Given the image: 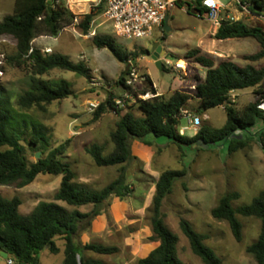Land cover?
<instances>
[{"label": "trees", "instance_id": "1", "mask_svg": "<svg viewBox=\"0 0 264 264\" xmlns=\"http://www.w3.org/2000/svg\"><path fill=\"white\" fill-rule=\"evenodd\" d=\"M204 0H180L179 8H186L188 14L204 17L208 10L203 6ZM251 12L264 16V0H252ZM103 12V6L83 16L78 22L75 15L65 5V0H15L13 13L0 22V37H11L16 42V54L8 60L18 68L29 67L31 83L29 89L19 98L21 111L38 108L42 111L53 102L62 101L74 94L72 84L66 80L52 85L44 77L54 70L72 72L83 78H90V69L85 63H74L61 53L45 54L34 47V41L40 36L58 37L69 27L77 26L83 35L88 36L95 18ZM164 40L167 38V31ZM218 40L253 39L258 43L255 53L246 55V64L241 65L232 58L219 59L205 53L200 48L187 52L185 59L206 70V78L199 82L193 93L175 91L170 96L158 95L151 78L143 74V86L132 89L126 85L128 69L119 79L117 86L126 94L136 99V108L125 111L110 93L107 100L100 105L95 121L107 112L115 111L120 117L116 128L110 134L113 144L112 152L107 154L105 144H94L86 149L88 155L98 167H118V176L100 190L91 189L76 182L73 166L64 161L66 145L51 147L42 125L28 117V113H18L10 97L0 92V186L17 185L20 188L31 185L40 174L62 176L60 188L55 194V201L40 202L29 215L20 212L22 199L18 196L8 199L0 195V253L9 255L15 264H42L40 253L45 249L52 254H59L58 239L65 241L64 260L62 264H99L85 257L91 251L100 255L111 256L120 251L115 246L87 244L81 246L80 236L87 232L92 222L106 212L110 199L117 197L125 200L132 194L128 183V167L138 161L133 155L132 145L139 141L151 146L150 136L165 137L176 144L181 151L184 147L202 148V144L219 145L230 143V152L244 150L249 142L256 141L264 154V114L258 110V103L264 100V28L249 26L243 21H234L222 17L221 25L215 34ZM94 44L106 48L120 62L129 66V61L136 62L137 53L129 52L111 35H94ZM149 50L143 55L149 56ZM163 70L166 67L163 65ZM253 89L255 101L242 108L229 102L232 92ZM153 95L143 100L139 95ZM193 99H197L196 112L204 115L208 111L224 107L227 121L221 128L204 125L193 137L181 135L178 129L184 110L189 108ZM261 126H258V124ZM258 131V132H255ZM29 134L30 146L41 151L45 156L35 163H30L22 142ZM187 170H166L155 182V194L149 209L152 236L151 242L157 247L150 251L137 264H186L178 253L179 237L165 222L164 202L172 194L177 180L187 176ZM238 193L222 196L212 216L220 221H227L237 241H242L243 225L238 216L254 217L261 221L259 238L247 247V253L253 256L257 264H264V190L253 199L251 204L239 208L233 202L239 199ZM57 202H64L75 209L69 210ZM92 206V210L83 213L81 207ZM181 229L188 238L192 251L204 264H225L216 253L206 245L207 237L194 230L192 225L182 219Z\"/></svg>", "mask_w": 264, "mask_h": 264}, {"label": "rangeland", "instance_id": "2", "mask_svg": "<svg viewBox=\"0 0 264 264\" xmlns=\"http://www.w3.org/2000/svg\"><path fill=\"white\" fill-rule=\"evenodd\" d=\"M106 2L107 0H65L66 7L78 16V22H81L83 16L89 14L93 8L98 11L103 6V12L93 21L92 30L88 36L83 35L79 27L72 26L61 32L58 37L40 36L35 39L34 47L40 48L42 51L51 48L52 53L66 55L74 63L83 62L91 73L90 78H83L72 72L54 70L45 76L44 79L53 86L61 80L70 82L74 91L72 96L62 101L53 102L47 106L45 111L34 108L23 112L19 108L17 104L19 98L30 87V69L27 66L18 68L10 63L8 59L16 54V42L11 37H0V92L11 98L12 105L18 113H28L31 120L42 125L50 138L52 148L66 145L64 161L73 166L77 177L76 182L96 190L104 188L115 180L118 176V167H98L91 156L87 154L86 149L94 144H105L107 154L111 153L113 144L110 134L115 130L120 117L115 111H111L95 121L97 111L93 113L88 111V101L98 99L103 104L110 93H113L118 100L122 101L121 109H124L122 114L131 109L137 116H140V113L135 107L136 99L127 96L123 89L117 86L123 72L129 67L117 60L110 50L98 48L94 44L93 37L94 35H111L129 52L137 53L139 58L134 62V65L140 71L142 81L140 86H143L142 75L145 72L146 62L140 58L144 50L152 52L154 43L160 39L163 40L165 36L164 28L155 32L151 38L143 40L117 38L114 35L113 27L104 16ZM221 2L224 5L232 3L229 8L222 11L223 18L243 21L249 26L264 28V16L253 14L251 11L245 13L235 0H221ZM14 3L15 0H0V22L7 15L13 13ZM172 10L178 26L172 27L173 29L170 26L173 39L169 47L177 54L169 55L167 60L172 65L182 61L187 68L180 72L165 66L166 70H161L156 63L150 60L148 67L151 79L162 93L168 92L174 87L180 77L187 80L186 74L193 73L196 77L204 75V68L198 66V70H194L195 64L185 59L189 49L195 47L197 43L194 40L184 45L185 37L198 33V40L203 45L210 44V37H212L210 33L213 25L207 17L206 20L199 18L205 20L199 22L187 14L186 8H184L185 12L178 6ZM167 34L166 39L169 37V32ZM234 43L237 45L235 60L241 65L246 64L244 58L246 55L258 50V43L253 39L238 40ZM213 56L217 61L224 59L221 58L222 56ZM257 64L264 65V61ZM170 95L167 93L164 96ZM254 101V93L248 90L242 92L240 98H237L236 107L242 108ZM194 114L202 120L199 129L204 125L221 128L226 122V113L222 108L212 109L208 121L204 120L203 115ZM258 126L261 124L259 123ZM183 128H189L185 132V136H194L195 131L190 127L188 118L180 119L178 129ZM148 139L152 145L147 148L154 152L151 158L153 167L142 165L139 162H132L129 165L128 183L131 185L132 194L125 200H121L126 218L119 220L118 223L116 219L114 220L108 215L111 205L118 199L112 197L105 212L109 217L111 229L96 236L92 229L93 225H91L87 232L81 234V236L88 235L90 243L119 247L120 251L111 256L87 251L85 257L99 264H137L139 259L144 258L154 244L157 245L149 240L148 234H152L149 209L155 194L158 173L166 170L186 169L187 176L176 181L172 194L164 202L165 222L179 237L180 259L186 264H204L201 258L192 251L190 242L181 229L180 223L184 219L192 225L195 231L207 237L206 245L225 264H257L255 258L247 253V247L259 238L261 221L254 217L239 215L238 218L243 225V238L242 241H237L229 223L217 220L212 216V209L217 206L222 196L228 193H238L240 197L233 202V206L239 208L251 204L253 199L264 190V155L257 142L251 141L244 150L234 153L230 152L229 142L202 148L184 147L178 158L175 155L177 146L169 144L170 141L167 138L150 136ZM29 141L28 134L22 144L29 162L35 163L45 158L46 155L30 146ZM8 148L7 146L0 147L1 150ZM159 148L163 150V153L157 150ZM38 153H41L40 159L37 157ZM61 182L62 176L40 174L31 185L24 188H20L16 184L0 186V195L8 199L20 197L22 199L20 212L23 215H29L40 202L55 201V194L60 188ZM62 204L66 209H75L66 203ZM92 208L90 205L81 207L79 210L87 213ZM99 219L102 220V217L98 216L92 224ZM58 240V245L61 247L63 241L62 239ZM81 246H83L82 243ZM40 259L42 264H60L64 259V250L61 249L59 254H52L50 250L45 249L40 253ZM0 264H8V259L0 256Z\"/></svg>", "mask_w": 264, "mask_h": 264}, {"label": "built area", "instance_id": "3", "mask_svg": "<svg viewBox=\"0 0 264 264\" xmlns=\"http://www.w3.org/2000/svg\"><path fill=\"white\" fill-rule=\"evenodd\" d=\"M178 1L179 0H107L104 16L106 21L113 27L114 35L117 38L126 40H143L152 37L156 30H162L165 28V21L169 16L170 11L177 7ZM235 1L245 13H249L251 11L252 0ZM231 5L232 3L224 5L221 0L203 1V6L208 10L205 16L215 27H219L221 25L222 11L229 8ZM43 52L45 54H51L52 49L46 48ZM164 66H169L180 72L186 70L187 68L186 64L182 61H178L175 65H172L170 61H166ZM128 67L126 85L132 89H137L142 83L140 71L137 67H135L132 60L129 61ZM127 96L134 98L129 94H127ZM138 97L140 99L147 100L152 98L153 95L151 96V94H146L139 95ZM229 102H237L235 92L230 94ZM116 103L121 108L122 101L117 100ZM100 105L101 103L98 99H91L87 103L88 111L93 113L98 110ZM257 107L258 110L264 114V100L260 101ZM201 122L202 120L199 116H192L190 125L196 132H198ZM186 130L187 129H181L180 134L185 135ZM262 130L264 137V128ZM8 264H14L13 260L8 259Z\"/></svg>", "mask_w": 264, "mask_h": 264}, {"label": "crops", "instance_id": "4", "mask_svg": "<svg viewBox=\"0 0 264 264\" xmlns=\"http://www.w3.org/2000/svg\"><path fill=\"white\" fill-rule=\"evenodd\" d=\"M180 9L182 11H184V8H180ZM187 14H188V12H187ZM188 15H190V14H188ZM190 16H193L195 19L199 20V22H203V21L206 20V16H204V17H200V16H196V15H190ZM169 17H170V19H169V26H171V28L172 27L173 28L177 27L178 26V23L175 20V15H174V11L173 10L169 13ZM199 18H205V20H202V19H199ZM212 25H213V23H212ZM172 29H171V31H172ZM217 29H218V27H215L213 25V28H212L211 33H210L211 36H212V37H210V42H211L210 44H208V43H206V45L201 44L200 40H198V36H197L198 33H195V35L194 34H191L189 36H186L185 39H184V41H183V44L185 45L187 43H191V41L196 40L197 41L196 46L193 47V48H200L205 53L210 54L212 56L215 55V56H218V57L219 56L220 57L222 56L221 58H232L234 61H236L235 60V58H236L235 57V54H236V51H237V48H236L237 45L234 42H237L238 40L236 41V40H218V39H216L215 38V34L217 32ZM157 31H161V30H156L155 32H157ZM171 31L169 32L168 39H165V40L163 39L164 41L160 39V40L156 41L154 43V45H153V46H155L156 44H160L162 46L163 51L166 54V56L162 58L163 65H165L166 61H168L167 58L169 57V55L177 54V52L173 51L172 48L169 47V45L171 43V40L173 39L172 34H171ZM205 36H207V34H205ZM203 38H204V33H203ZM193 48H190L189 51L191 49H193ZM170 53H173V54H170ZM141 59L146 62L145 63L146 66L144 68L145 69V72L143 74H147L151 78L150 73H149V67H148L149 61L152 60L151 57H148L146 55H142V57L140 58V60ZM237 63H239V62H237ZM194 70H198V65L195 64ZM185 77H188V79L187 80H183V78L180 77L179 81H177V83L175 84V86L172 87L168 92L162 93L161 90H159L158 87H156L154 85V83H153V85L156 88V90L158 92V95H165L167 93L168 94H172L175 91H182V92H187V93H193L194 90H195V88H196V86H197V84L199 82H203L205 80V78H206V70L204 72V75H201L200 77H196L195 75H193V73L186 74ZM248 90H251L252 92L254 91L253 89H248ZM248 90L236 91L235 92V95L237 96V98L238 97L240 98L241 93L242 92H245V91H248ZM197 106H198L197 99H193L191 101V103H190L189 108H187L186 110H184L183 116L181 118H188V121H189V124H190L191 117L192 116H195V114L193 115V113H197L196 112ZM218 108H222L225 111V109L223 107H218ZM210 111H208L207 113H205L203 115L205 121H208L210 119V115H209ZM225 113H226V111H225ZM226 121H227V114H226ZM190 127L193 128L191 125H190ZM183 129H187L188 130L189 128H183ZM194 131H195V129H194ZM196 134H197V132L195 131L194 136ZM169 144L177 146L172 141H170ZM259 149H260V147H259ZM157 150H160L163 153V150L161 148H159ZM180 151H181L180 148L177 146V151L175 152V155H177L178 158L180 156ZM132 152H133V155L138 158V161H135V162H139L140 164L149 166L151 168L153 167L152 162H151V158H152V156H153L152 154H154V152L150 148H147L146 145L142 144L139 141H134L133 142V145H132ZM261 152H262V150H261ZM262 154H263V152H262ZM152 173H153V171H152ZM161 174H162L161 172L158 173L157 180L159 179V177H160ZM57 203L60 206L64 207V205L62 204L64 202H57ZM106 214L107 213L100 215L99 217H102V220L101 219H99V221L96 220L92 224L93 225V228L92 229L94 230V233H95L96 236L101 235L103 232H105V230L111 229L110 226H109V217H108V215L111 216L112 218H114V220L116 219L117 222L119 220H122V219L126 218V215L124 213V208H123L122 201L119 198L117 200H115L114 204L111 205L110 209L108 210V215H106ZM113 227L115 229V226H113ZM148 236L151 237L152 234L149 233ZM62 241H63V245L61 247H59V245H58L59 240L57 241V245L60 248V252H61V249L65 250V241L63 239H62ZM80 242L82 243L83 246H85L87 244H91L90 243V237L88 235H85V234L82 235V236H80ZM100 245H102V244H100ZM157 245L154 244V246L152 247V249L150 251H152L154 248H156ZM0 256L2 257L1 253H0ZM62 263H63V261L60 264H62Z\"/></svg>", "mask_w": 264, "mask_h": 264}, {"label": "water", "instance_id": "5", "mask_svg": "<svg viewBox=\"0 0 264 264\" xmlns=\"http://www.w3.org/2000/svg\"><path fill=\"white\" fill-rule=\"evenodd\" d=\"M180 1V0H179ZM169 19L170 17L168 16L166 21H165V30L167 32L171 31V28L169 26ZM151 57V59L156 63L157 67L159 69H163V62H162V58L166 56L165 52L163 51V48L160 44H156L153 47V51L150 53L149 55ZM214 145V144H213ZM202 147H208L207 144H202ZM40 155L41 153H38L37 157L40 159ZM2 257H4L5 259L9 258V255L7 253L1 252Z\"/></svg>", "mask_w": 264, "mask_h": 264}]
</instances>
